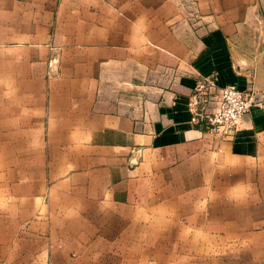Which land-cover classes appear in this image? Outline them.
Wrapping results in <instances>:
<instances>
[{
  "label": "crops",
  "instance_id": "obj_1",
  "mask_svg": "<svg viewBox=\"0 0 264 264\" xmlns=\"http://www.w3.org/2000/svg\"><path fill=\"white\" fill-rule=\"evenodd\" d=\"M201 79L264 100V0H0V264H264V106Z\"/></svg>",
  "mask_w": 264,
  "mask_h": 264
},
{
  "label": "built area",
  "instance_id": "obj_2",
  "mask_svg": "<svg viewBox=\"0 0 264 264\" xmlns=\"http://www.w3.org/2000/svg\"><path fill=\"white\" fill-rule=\"evenodd\" d=\"M263 106L264 100L250 86L241 89L231 83L217 90L208 79L197 82L187 103L191 122L221 140L234 138L244 116L253 107Z\"/></svg>",
  "mask_w": 264,
  "mask_h": 264
}]
</instances>
